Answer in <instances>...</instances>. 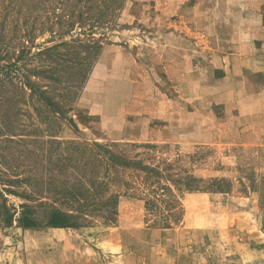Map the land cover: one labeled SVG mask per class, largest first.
<instances>
[{
  "label": "rangeland",
  "instance_id": "obj_1",
  "mask_svg": "<svg viewBox=\"0 0 264 264\" xmlns=\"http://www.w3.org/2000/svg\"><path fill=\"white\" fill-rule=\"evenodd\" d=\"M49 1L0 61V264H264V0ZM69 40L81 64L36 72ZM89 150L142 160L169 192L145 207L139 171L112 185L114 217L48 223Z\"/></svg>",
  "mask_w": 264,
  "mask_h": 264
},
{
  "label": "trees",
  "instance_id": "obj_2",
  "mask_svg": "<svg viewBox=\"0 0 264 264\" xmlns=\"http://www.w3.org/2000/svg\"><path fill=\"white\" fill-rule=\"evenodd\" d=\"M69 1V0H66ZM77 1L80 0H71ZM88 0H83L85 3ZM50 1L49 0H0V61L6 56L9 51L8 48L15 38L19 37L17 31L20 29V23L22 26L25 25L28 18L30 17L29 10L31 9H41L45 14L48 12ZM89 8V7H88ZM73 9L70 10L72 14ZM80 14V13H79ZM41 14H35L32 17V23L38 22L41 25L51 21L47 17H43L41 20ZM57 20V16H55ZM12 25H8L7 23ZM7 26V27H6ZM12 27V28H11ZM33 28V27H32ZM36 28V27H34ZM11 29L12 34L7 37L8 31ZM32 31V30H30ZM86 45V44H85ZM64 47V50H59V47ZM76 46H82L80 42L75 40L62 41L60 43L51 45L49 47H44L40 50V53L56 62V65L48 69H41L36 71L38 73H44L47 77L54 81H57L55 75L60 69L70 68L74 64H81L79 60V52L75 50ZM24 51V49H21ZM9 64H3L0 62V109H1V121L5 123L7 117L9 116L8 107L10 106V101L8 96V91L6 88L7 79H10ZM48 73V74H47ZM81 73H79L80 77ZM70 84H66L69 87L73 82L68 81ZM22 92V91H20ZM46 93V91H45ZM44 94V91H42ZM49 101L48 96H44ZM84 148L85 145H82ZM92 150L88 151V156L85 157L77 156L75 157V163L72 165L71 170L75 171V174L70 181L68 187H61L60 193L54 195L51 198L52 204L48 203L49 208V222L54 226H66L74 225L75 222H71L68 219H85L88 213L92 212H102L105 211L109 213L110 217H114L116 214V207L119 198V191H114L112 185H117L122 183L123 185L134 184L133 179H125V177L130 175H135L140 177L139 171L143 172L142 183L146 185L149 189V193L152 192V196L145 199V207L150 208L151 205L163 196L162 193H158V190L162 192H169L168 186L159 182L157 169L144 164L140 159L128 158L123 153L119 152L113 157H105L100 153L91 154ZM77 158V159H76ZM128 172L127 174L125 172ZM3 179H0V183ZM27 180L34 181L31 186L34 187L29 191V195H32L38 191V179L28 178ZM18 180H9L8 182L16 183ZM154 183V184H153ZM40 205H43L42 201H38ZM1 206V205H0ZM24 208L21 212V217L25 218V213L30 211L29 206L21 205ZM1 215L6 212V206L3 205ZM69 211L74 213H70ZM23 214V215H22ZM10 217L9 215L4 216L5 220Z\"/></svg>",
  "mask_w": 264,
  "mask_h": 264
}]
</instances>
